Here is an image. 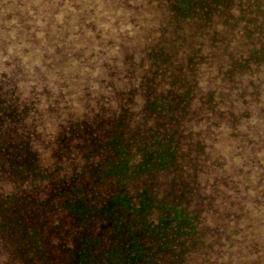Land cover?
<instances>
[{"label": "trees", "instance_id": "obj_1", "mask_svg": "<svg viewBox=\"0 0 264 264\" xmlns=\"http://www.w3.org/2000/svg\"><path fill=\"white\" fill-rule=\"evenodd\" d=\"M102 2L135 30L104 40L77 14L82 37H119L100 54L107 95L69 73L82 108L61 94L40 112L39 68L0 72V264H264V0ZM22 5L38 10L0 0V30L13 14L18 38L32 27ZM66 35L53 63L96 66Z\"/></svg>", "mask_w": 264, "mask_h": 264}, {"label": "clouds", "instance_id": "obj_2", "mask_svg": "<svg viewBox=\"0 0 264 264\" xmlns=\"http://www.w3.org/2000/svg\"><path fill=\"white\" fill-rule=\"evenodd\" d=\"M132 2L133 0H129V3ZM33 3L37 5V11H33L31 5L20 6L21 14L26 11L27 15L32 17V20L28 21L32 27L28 28L27 32L19 38L17 34V29L20 27L19 17L14 14L7 15L4 20V27L7 31L0 30V38L6 41L4 49L0 50V72L11 73L13 65L6 66L5 62L13 57L19 59L29 76H35V69L39 68L40 72L44 74L47 87L51 92L50 98L39 97V103L36 104V107L40 112H44L48 105L52 104L53 100H56L61 94L63 95V99L59 100L61 106L82 108L83 101L79 99L82 92L80 88L75 86L74 79H69V73H78L81 85L87 78L90 85L89 91L94 98L92 103H95V99L107 95V89L103 88L97 81V78L101 76L99 64L103 62V57H100V54L101 52H108L109 55H115L119 50V37H117L116 45L109 51L102 47L98 42L96 33L92 30L86 29L82 37L76 20L78 13L82 14L85 10H92L93 16L89 19H96L97 27L101 30L100 37L104 40L109 39V33H127L128 36H132L135 30L130 23H120L118 26L115 24L116 17L121 15V10L117 9L115 13H112L105 9L102 0H95V5H93L92 0H84L82 8L75 7L68 3V0H65L62 5L58 3V0H53L51 8L47 4H41V0H33ZM77 3H80V0H77ZM4 12H10V9H5ZM70 13L71 15H69ZM58 25L67 32L63 44L71 45L75 49H83L85 57H92L89 64L95 61L96 66L81 65L77 67L79 61L76 59H72L67 66L58 67L53 63L56 47L61 46L59 40H53V33L57 31ZM88 38H91L90 45ZM65 83L67 87H62L61 85ZM31 85H35L38 92L41 91L42 85L33 79H30L27 84L21 81L19 86L28 88ZM25 94L27 95V92ZM112 106H116L114 101H112ZM40 130L38 127L37 131ZM235 159L239 164L240 158L236 157ZM248 191L249 195L254 194L251 188Z\"/></svg>", "mask_w": 264, "mask_h": 264}]
</instances>
